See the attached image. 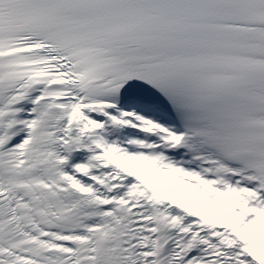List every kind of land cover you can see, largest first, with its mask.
Segmentation results:
<instances>
[{
    "label": "snow or ice",
    "instance_id": "obj_1",
    "mask_svg": "<svg viewBox=\"0 0 264 264\" xmlns=\"http://www.w3.org/2000/svg\"><path fill=\"white\" fill-rule=\"evenodd\" d=\"M0 264H264V0H0Z\"/></svg>",
    "mask_w": 264,
    "mask_h": 264
}]
</instances>
